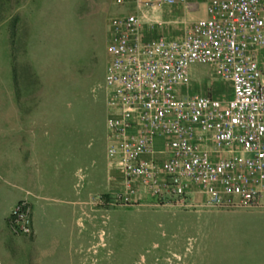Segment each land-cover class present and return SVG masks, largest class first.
Instances as JSON below:
<instances>
[{"label": "rangeland", "instance_id": "1", "mask_svg": "<svg viewBox=\"0 0 264 264\" xmlns=\"http://www.w3.org/2000/svg\"><path fill=\"white\" fill-rule=\"evenodd\" d=\"M189 1L158 13L150 36L206 16L211 0ZM127 12L116 0H0V264H264V204H109V19ZM192 76V93L231 95L210 65ZM27 192L39 231L15 235L7 217Z\"/></svg>", "mask_w": 264, "mask_h": 264}, {"label": "built area", "instance_id": "2", "mask_svg": "<svg viewBox=\"0 0 264 264\" xmlns=\"http://www.w3.org/2000/svg\"><path fill=\"white\" fill-rule=\"evenodd\" d=\"M116 2L129 12L109 19V204L263 206L264 0H211L205 17L169 38L150 36L164 22L156 14L189 0ZM194 63L230 82L231 95L192 93ZM29 193L10 210L15 235L34 234Z\"/></svg>", "mask_w": 264, "mask_h": 264}, {"label": "crops", "instance_id": "3", "mask_svg": "<svg viewBox=\"0 0 264 264\" xmlns=\"http://www.w3.org/2000/svg\"><path fill=\"white\" fill-rule=\"evenodd\" d=\"M173 8H176V6L175 7H164L161 11H159L158 13H161V14H167V11H170V10H172ZM171 12V11H170ZM157 13V14H158ZM157 14H156V16H157ZM157 18H159L158 16H157ZM159 19H161L162 21H164L165 22V19L164 18H159ZM53 182H62L61 180H55V181H53ZM106 182H109V184L111 185V184H113V186H115L116 187V184L115 183H117V182H112V180H110V171H109V169H108V175H107V179H106ZM109 185V186H110ZM39 186V190L40 191H44V189H45V184L43 183V182H41L40 183V185H38ZM14 205H12L11 207H10V210H11V208L13 207ZM10 210H9V215H10ZM9 215H8V217H9ZM8 217H7V219H8ZM33 224H34V217H33ZM34 226V225H33ZM39 231V227H36V226H34V234H36L37 232ZM33 234V235H34Z\"/></svg>", "mask_w": 264, "mask_h": 264}]
</instances>
